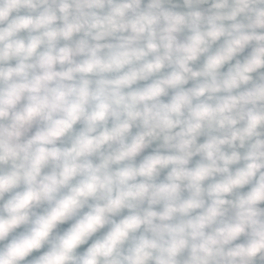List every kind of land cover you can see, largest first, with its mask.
Returning <instances> with one entry per match:
<instances>
[{"label":"clouds","instance_id":"clouds-1","mask_svg":"<svg viewBox=\"0 0 264 264\" xmlns=\"http://www.w3.org/2000/svg\"><path fill=\"white\" fill-rule=\"evenodd\" d=\"M0 264H264V0H0Z\"/></svg>","mask_w":264,"mask_h":264}]
</instances>
